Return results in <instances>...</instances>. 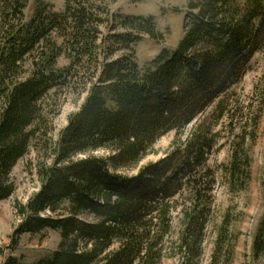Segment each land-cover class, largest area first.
<instances>
[{
    "label": "trees",
    "instance_id": "obj_1",
    "mask_svg": "<svg viewBox=\"0 0 264 264\" xmlns=\"http://www.w3.org/2000/svg\"><path fill=\"white\" fill-rule=\"evenodd\" d=\"M117 1L66 0L56 11L35 0L27 19L29 0H0V202L15 192L13 169L34 148L40 186L16 204L12 244L45 229L62 237L33 264H162L177 212L175 264H196L202 253L216 184L214 128L264 40V0L244 9L241 0H190L178 46L143 69L136 45L165 33L154 15L113 11ZM62 56L69 62L60 66ZM61 90L86 95L54 140L58 111L46 101ZM172 131L163 158L125 172ZM227 237L224 226L208 264H231ZM253 251L264 253V219ZM2 264L28 263L10 256Z\"/></svg>",
    "mask_w": 264,
    "mask_h": 264
},
{
    "label": "rangeland",
    "instance_id": "obj_2",
    "mask_svg": "<svg viewBox=\"0 0 264 264\" xmlns=\"http://www.w3.org/2000/svg\"><path fill=\"white\" fill-rule=\"evenodd\" d=\"M48 1L56 11H60L64 8L66 0ZM189 1L143 0L133 3L131 0H118L111 5L113 11L125 14L154 15L159 29L165 33L163 41L145 36L136 45V60L142 69L146 68L163 49L174 50L178 46L185 33L184 22ZM247 6V0H241V7L244 9ZM34 7L35 0H29L25 10L27 19L34 14ZM263 41L258 42L260 48L246 65L244 77L238 83L232 84L225 97L226 114L214 128L216 141L209 163L215 172L216 184L202 253L196 264L210 262L217 233L224 226L228 231L227 241L234 246L231 264H264V253L255 258L253 251L255 237L264 219V44L261 45ZM68 62L64 56L59 59L60 66ZM85 95L78 97L70 90H61L52 93L47 99L46 102H50L51 107H56L58 111L53 119L54 140L59 131L67 125L69 115L79 109ZM53 102H59L60 106L57 107ZM215 106V104L211 106L206 114L211 113ZM175 135L172 131L161 137L152 153L137 167L125 172L136 174L142 166L163 158ZM94 153L104 155L107 152L100 150ZM37 160V153L31 148L29 153L18 161L12 172L15 192L10 198L0 202V264L10 256L33 264L41 258L50 256L61 244V232L53 229H45L35 234L25 233L16 247L12 244V236L19 224L16 204L27 203L40 186L36 175ZM182 201L184 202L181 199L180 203ZM174 216V230L166 240L162 264H175L179 261L178 248L172 246V241L179 233L178 212ZM82 217L87 220L93 219L87 213ZM225 261L223 257V262Z\"/></svg>",
    "mask_w": 264,
    "mask_h": 264
}]
</instances>
